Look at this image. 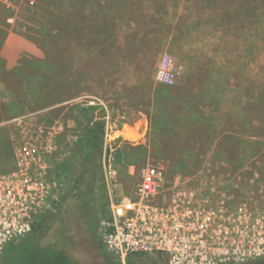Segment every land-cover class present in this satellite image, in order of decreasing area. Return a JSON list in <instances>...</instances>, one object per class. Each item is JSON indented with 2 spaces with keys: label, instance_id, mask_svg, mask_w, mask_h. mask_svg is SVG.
I'll return each instance as SVG.
<instances>
[{
  "label": "rangeland",
  "instance_id": "obj_1",
  "mask_svg": "<svg viewBox=\"0 0 264 264\" xmlns=\"http://www.w3.org/2000/svg\"><path fill=\"white\" fill-rule=\"evenodd\" d=\"M84 107L102 126L100 241L101 221L146 166L167 188L181 177L214 190V205L234 197L264 216V0H0V175L35 126L55 135V168L67 160ZM56 178L63 196L39 220L49 233L0 264H42L32 258H50L64 234L75 264H107L70 209L75 175Z\"/></svg>",
  "mask_w": 264,
  "mask_h": 264
},
{
  "label": "built area",
  "instance_id": "obj_2",
  "mask_svg": "<svg viewBox=\"0 0 264 264\" xmlns=\"http://www.w3.org/2000/svg\"><path fill=\"white\" fill-rule=\"evenodd\" d=\"M163 82L174 84L167 73ZM55 141L49 127L35 126L14 148V170L0 175V261L6 247L30 235L63 196L64 183L55 175ZM166 184L161 168L146 166L133 196L112 204L101 221L102 244L119 264L133 256L164 264L264 259L263 215L234 197L214 205V190L210 197L201 194L191 180L179 177L173 186Z\"/></svg>",
  "mask_w": 264,
  "mask_h": 264
},
{
  "label": "trees",
  "instance_id": "obj_3",
  "mask_svg": "<svg viewBox=\"0 0 264 264\" xmlns=\"http://www.w3.org/2000/svg\"><path fill=\"white\" fill-rule=\"evenodd\" d=\"M94 110V107L78 109V117L85 121L84 133L76 142L74 150L72 151L73 154L67 160H64L56 166L55 175L56 177H60L65 172H70L75 175L72 192L67 198L68 201L71 202L70 209L73 214H75L74 219H80L81 222L83 221V223L88 226L87 231L92 234L91 240L95 247H97L98 253L104 255V246L96 233V225L99 220L96 217L100 214V210L97 211L93 206L96 191L103 194L105 190V186L103 185V169L100 164H97V160L99 161L101 159L103 152V140L100 136L102 134V126L100 124L92 123L93 118L91 113ZM56 219L57 218L54 219V222ZM80 220L78 222H80ZM50 229L51 226L44 224L42 221H38L28 237H30L29 239L32 238V241H36L39 244V241L49 233ZM61 231H63V234L65 233V229ZM28 237L10 243L5 251L3 260L6 259L8 255L12 257L21 255L22 252H24V242L26 243V241L29 240ZM58 240L56 244L54 243L55 245H51L52 248H54V254H52L50 258L42 259L40 254H37L32 258L33 263L42 260V264H75V260L70 257L65 250L70 244V237L64 234L60 241ZM58 244L61 247L60 250H57ZM104 258L107 264H119L117 259L110 253L107 254L106 252ZM95 261L100 260L96 259ZM127 264L146 263L144 262V259L139 256H133L128 258ZM155 264L164 263L157 261ZM242 264H264V259L252 260Z\"/></svg>",
  "mask_w": 264,
  "mask_h": 264
},
{
  "label": "crops",
  "instance_id": "obj_4",
  "mask_svg": "<svg viewBox=\"0 0 264 264\" xmlns=\"http://www.w3.org/2000/svg\"><path fill=\"white\" fill-rule=\"evenodd\" d=\"M57 250H59V249H57Z\"/></svg>",
  "mask_w": 264,
  "mask_h": 264
},
{
  "label": "flooded vegetation",
  "instance_id": "obj_5",
  "mask_svg": "<svg viewBox=\"0 0 264 264\" xmlns=\"http://www.w3.org/2000/svg\"><path fill=\"white\" fill-rule=\"evenodd\" d=\"M116 264H118V263H116Z\"/></svg>",
  "mask_w": 264,
  "mask_h": 264
}]
</instances>
